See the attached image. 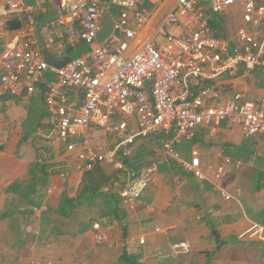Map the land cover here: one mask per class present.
<instances>
[{
  "label": "built area",
  "instance_id": "1",
  "mask_svg": "<svg viewBox=\"0 0 264 264\" xmlns=\"http://www.w3.org/2000/svg\"><path fill=\"white\" fill-rule=\"evenodd\" d=\"M233 6L242 8L245 25L235 37L218 36L211 15L222 16ZM39 11L38 5L26 0H0L2 91L28 103L45 84L51 124L46 137L54 138L49 143L58 142L65 154L75 156L81 174L102 163L112 164L117 173L112 181L120 186L125 208L133 209L159 181V161L137 169L119 159L128 156L139 139L158 136L168 158L184 172L208 180L199 153L183 159L177 143L192 140L201 126L226 121L238 126L245 138L264 135V98L253 100L235 92L220 101L216 85L221 77L264 73V3L177 0L156 35L149 38H140L132 27L147 22L143 0H56L52 11L45 10L48 16L43 22ZM106 13L115 21L114 32L100 42ZM44 48L71 60L62 68L52 67ZM22 124V119H16L14 128L20 130ZM92 130L109 133L114 147L108 152L95 150L87 137ZM5 131L0 126V135ZM50 154L42 150L39 160L48 162ZM219 157L222 162L212 171L213 180L222 178L229 166L240 170L253 163L223 153ZM54 188L50 183V191ZM222 195L232 199L227 191ZM94 228L100 231L102 224L96 222ZM260 234L264 239V231ZM105 238L99 232L96 241ZM173 250L188 254L191 242L176 243Z\"/></svg>",
  "mask_w": 264,
  "mask_h": 264
},
{
  "label": "crops",
  "instance_id": "2",
  "mask_svg": "<svg viewBox=\"0 0 264 264\" xmlns=\"http://www.w3.org/2000/svg\"><path fill=\"white\" fill-rule=\"evenodd\" d=\"M26 1L38 5V0ZM257 1L264 3V0ZM176 2L177 0H143L147 22L143 27L132 26L138 31L139 37L155 36ZM54 4L56 0H40V21L43 22L48 16L45 10L52 11ZM230 15L239 19L235 18L228 23L227 17ZM221 17L225 24L222 36L235 37L239 28L245 25L240 6H233ZM169 28L174 32L179 31L176 26ZM216 85L221 96L220 101L230 98L235 92H243L253 100L264 98V73L261 71H256L248 77H221L216 81ZM7 95L10 94L4 93L0 86V126L6 129L5 134L0 135V146L9 142L14 131L20 135V130L24 122L30 119L32 110L29 107L31 100L23 103L16 96L10 95L11 98H7ZM43 108L47 109L46 104ZM47 112L48 116L41 119V126L35 129L38 130L37 133L33 131L29 136L25 134L28 139L22 142L17 153L15 145L23 135L15 138L11 148L0 150V238L9 234L14 240L20 237L19 233H25L22 247L27 249L34 244L40 247L35 252L36 257L30 258L29 264L34 260H41V264H125V250L139 264H264V239L260 237V233L264 231V135L245 138L238 126L226 121L214 127L201 126L192 140L177 143L176 147L183 159L191 160L194 151L199 153L208 180L198 179L184 172L180 164L166 156L160 138L152 136L157 137L161 146L159 160L151 161L160 162L159 181L144 193L133 209L123 206L120 186L112 181L117 175L115 167L102 163L97 165L101 169V179H107V183L102 186V193L97 195L94 203L86 202L76 208L71 216L63 217L59 213L62 195L67 193L70 197H77L83 187L86 172L79 173L75 156L65 154L60 143L54 142L51 145L41 137L47 138L41 130L43 124L49 125L51 129L48 109ZM19 118L23 124L20 130H16L14 122ZM87 137L96 150L91 137L89 138L88 134ZM31 138L34 143L39 141H36L34 149L28 148L33 146ZM141 140L145 139L138 141ZM44 149L51 153L48 162L39 160ZM221 153L231 156L234 160H252L253 163L245 164L240 170L229 166L227 171H231L223 180V177L213 180L212 171L222 162L219 157ZM248 156L250 158L247 160ZM256 159L260 162L255 167L256 170L248 169L255 166ZM63 160H69V164L59 165L58 162ZM36 162L52 164L48 178L54 181L48 180L46 187H39L41 198L36 199V204H32L28 202L29 193L25 188L28 185L23 186L20 183L21 189H9L18 183V173L22 168L30 167L28 173L31 181L30 171ZM123 162L137 169L144 166L137 162L132 165L126 163V160ZM62 173L65 174L64 179L60 176ZM246 181L255 185V192L261 195L259 221L251 216L252 211L248 206L244 211L235 208L236 203H240L242 187ZM50 183L55 186L53 191L49 189ZM61 187L66 190L60 192ZM69 189H74L73 195L69 194ZM222 191L230 193L232 199L226 200ZM53 195L59 198L57 213L48 207ZM20 196L26 197V202L21 203ZM14 197L16 200L19 198L18 202L11 203L9 199ZM116 203L122 212L110 213ZM44 206V211H35V208ZM82 208H86V212L82 211ZM27 213L30 214L31 224L26 230L25 224L20 222V217L26 216ZM47 219L48 223L45 222ZM96 219L102 224L100 231L94 228ZM67 220L73 223L64 225ZM60 222L62 224L58 225ZM29 230L36 236L35 243L28 244ZM215 230L219 233V240L213 233ZM99 232L106 237L102 242L96 241ZM185 240L191 242L192 251L177 255L173 245ZM4 251L15 254L10 255L11 259L18 255L9 248Z\"/></svg>",
  "mask_w": 264,
  "mask_h": 264
},
{
  "label": "rangeland",
  "instance_id": "3",
  "mask_svg": "<svg viewBox=\"0 0 264 264\" xmlns=\"http://www.w3.org/2000/svg\"><path fill=\"white\" fill-rule=\"evenodd\" d=\"M37 2H38L37 3L38 6H39L40 0H38ZM235 18L239 19V17H234V16L230 15L229 17H227V22L231 23ZM214 30H215V33L218 36H222L223 35V32L220 31L219 29H214ZM161 42H162V40H161ZM40 96H41L40 95V91L33 96V98L30 101V104H29L30 108L34 107L36 103H39ZM30 127H34V125H33V123L31 124V120L29 119V120H27V122L26 121L24 122L23 128L20 130V136L27 134L26 130L29 129ZM41 130L43 131V133L46 134L45 136H49L51 129H50L49 125L43 124ZM36 131H38V130H36ZM93 132H95V133H93ZM94 134H95V136H94ZM88 136H89V138L91 137L92 144L95 146L96 150H99V152L100 151L108 152L109 150H111L114 147L113 137L109 133L108 134L105 133L104 130L89 131L88 132ZM35 137L36 138H40V136H36V135H35ZM41 137L47 142L54 140L53 137H50V138H45L44 136H41ZM31 141L33 143V146H29L28 148H33L34 149V147L36 145L35 144L36 141L38 143H39V141L36 140L35 143H34V140H32V138H31ZM31 141H30V143H31ZM104 144L106 146H104ZM100 147H101V149H100ZM160 154H161V146H160V144H159V142L157 140V137H151L149 139L138 141L135 145H133L129 149L128 156H126V157L120 156L119 159L122 160V161L126 160V163H130L131 165L134 164V162L142 163V164L145 165V164H148L149 162H151L154 159L159 160ZM249 158L250 157L248 156V158H246V159L248 160ZM69 160L60 161V162H58V164L59 165H67V164H69L68 163ZM258 164H260V162H259L258 159H256L255 160V166H253L252 168H248V169H255V167ZM175 168L178 169L177 167H175ZM29 169H30V167H28L27 169H23L22 168V169L19 170V173H18L19 177H18L17 181H18V183H22L23 186L28 185V183L30 182V176H29V173H28ZM230 171L231 170L226 171L223 174L222 180L230 173ZM241 171L243 172V170H241ZM63 175H65V174L62 173V175H60L62 179H64ZM48 180L49 181L50 180L54 181L52 178L51 179L48 178ZM47 183H48V181H47ZM47 183H46V185H47ZM46 185H45V187H46ZM244 185L245 186L242 187L243 191H242V194L240 196L241 197L240 198V203L237 202L236 205H235V208L237 210H239V211H244V209L248 206L249 210L252 211V215L251 216L254 219H256L257 221H259L260 217H259L258 213L260 212L259 204H260V201H261V195L259 193L255 192V189H254L255 185L251 184V182L246 181L244 183ZM62 190L65 191L66 189L64 187H61L60 188V192H62ZM69 191H71V189H69L68 192ZM69 194L73 195L74 194V189ZM57 195L58 194H56V196ZM56 196L53 195L50 198V204L48 203L49 209L51 208L52 210H56V207H57L58 202H59V198L56 197ZM44 198H46V194L45 193H44ZM17 200H16L15 197L9 199V201H11V203L18 202ZM19 200H20L21 203H24V202H26V197L24 198L23 196H20ZM81 210L86 212V208H82ZM21 212H24V210H21ZM55 213H57V210H56ZM233 213H235V212H233ZM88 216H90V213L88 214ZM242 216H244V214H242ZM51 217H53V215ZM49 219H51V218H49ZM49 219L45 220V222L47 221L46 223H48ZM96 221H97V219H96ZM20 222L21 223L23 222L25 224V228L27 230V228L30 227V224H31V222H30V214L27 213L26 216L23 215V217H20ZM97 222L100 223V221H97ZM69 223H73V222H71L70 220H67V221L64 222V225H68ZM57 224L59 225V224H62V223L60 222V223H57ZM28 234H29L28 244L29 243H35L36 236L33 233V231L29 230ZM19 235H20V237H17L14 240H12V238H11V236L9 234H4L3 237L0 238V264H29L30 258L36 257L35 252L38 251L40 247H37L34 244V245H31V247L25 249V247H22L23 245L21 244L24 241L25 233H23V234L19 233ZM5 248H9V249H11L12 251H15V253L18 254L15 257V259H11V256L12 255L15 256V254H10L9 251H4Z\"/></svg>",
  "mask_w": 264,
  "mask_h": 264
},
{
  "label": "trees",
  "instance_id": "4",
  "mask_svg": "<svg viewBox=\"0 0 264 264\" xmlns=\"http://www.w3.org/2000/svg\"><path fill=\"white\" fill-rule=\"evenodd\" d=\"M211 26L214 29H219L220 31H224V20L220 15L213 14L211 15ZM41 92H40V101L39 103H36L34 107L31 109V124L33 123L34 127H30L27 129L28 136L35 131V129L39 126H41V119L48 116L47 109L45 110L43 108L45 101H44V91L46 89V85H41ZM7 98H11L10 95L6 96ZM5 98V97H4ZM36 124V125H35ZM19 135V132H13L11 134V139L6 145L0 146V150H7V148H11V146L14 144L15 138H17ZM27 135H23L19 142L15 145V152L17 153L20 149V146L23 141L28 139ZM52 164H41V163H34L30 175L31 181L26 186V190L29 193L28 202L32 204H36L38 201L36 199L41 198V190H39V187H43L47 181L48 177L50 175L49 167ZM95 166L92 170L87 171L85 173L84 181H83V187L80 191V194L77 197H70L67 193H64L61 197V204L59 208V213L63 217H69L72 215V212L81 206L82 204L88 202L89 204L94 203L97 195L99 193H102V186L107 183V179L104 177L101 179V169L100 167ZM96 168V169H95ZM20 183H15L11 186L9 191H15L21 189ZM259 190V189H258ZM37 196V197H36ZM112 200V199H111ZM113 201V200H112ZM110 213H117L119 214L122 212L119 205L116 203L115 207L110 209ZM29 236V234L27 235ZM123 262L125 264H137L138 262L134 259V257H131L129 253L125 250L123 255ZM139 264V263H138Z\"/></svg>",
  "mask_w": 264,
  "mask_h": 264
},
{
  "label": "water",
  "instance_id": "5",
  "mask_svg": "<svg viewBox=\"0 0 264 264\" xmlns=\"http://www.w3.org/2000/svg\"><path fill=\"white\" fill-rule=\"evenodd\" d=\"M114 27H115V21H114L113 17L111 15H109L108 13H106L104 16V19H103V28L101 29V31L98 34V40L100 42H104L105 40L110 38V36L114 32ZM43 52H44L46 61L52 67L62 68L64 66H66L69 63V61L71 60V57H69V56L56 57L46 48L43 49ZM213 233H214L215 237L217 238V240H219L218 231L215 230Z\"/></svg>",
  "mask_w": 264,
  "mask_h": 264
}]
</instances>
